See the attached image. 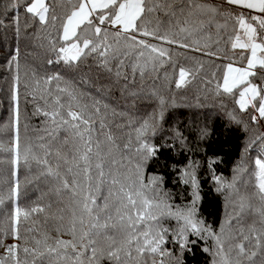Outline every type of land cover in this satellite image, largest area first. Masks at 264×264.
<instances>
[{
    "label": "snow or ice",
    "instance_id": "1",
    "mask_svg": "<svg viewBox=\"0 0 264 264\" xmlns=\"http://www.w3.org/2000/svg\"><path fill=\"white\" fill-rule=\"evenodd\" d=\"M21 7L25 31L51 57L46 64L63 65L65 74L38 76L26 63L22 82L19 47L7 63L15 71L9 116L0 123V166L7 165L0 264H169L171 221L181 249L189 232L214 240L212 264H264V154L254 158L245 191L238 177L246 168L238 166L231 181L212 176L232 209L213 229L198 217L193 165L178 170L192 188L184 204L174 202L162 175L147 172L162 150L152 137L163 113L136 116L107 102L114 90L135 99L147 80H167L168 69L178 72L175 87H184L204 67L198 56L220 59L227 50L220 80L213 73L216 93L264 122V0H0V27L11 19L19 34ZM179 50L196 54L184 56L195 68L178 64ZM28 189L35 199L24 203Z\"/></svg>",
    "mask_w": 264,
    "mask_h": 264
},
{
    "label": "trees",
    "instance_id": "2",
    "mask_svg": "<svg viewBox=\"0 0 264 264\" xmlns=\"http://www.w3.org/2000/svg\"><path fill=\"white\" fill-rule=\"evenodd\" d=\"M23 2L24 0H21V4ZM17 14L20 20L19 34L14 32L11 19H4L5 26L0 27V123L6 121L9 116L6 108L9 106L15 70L8 68L7 63L17 47L20 50L22 82L26 63L36 70L38 76L55 72L65 74L63 65L46 64V60L51 57L46 55L44 49L36 47V41L28 34L32 30L25 31L26 13L22 7ZM179 51L184 52V50ZM191 55L196 54L184 52L183 56H174V59L180 66L195 68L193 61L184 59V56ZM226 55L232 56V53L221 50L218 52L220 59L198 56L204 67L196 73L195 79H191V82L184 87H175L174 81L178 79V72L168 69L167 80L162 74L155 85L151 80H147L136 89L140 95L135 99L114 90L110 94L111 99L107 101L117 107V110L130 109L136 116L150 112L163 113V118L158 120L156 134L152 137L153 143L162 146V150L148 161L147 172L162 175L165 181L164 187L172 194L174 202L184 204L191 199L192 188L180 182L178 170H183L185 165H193L190 170L195 172L200 185V199L197 202L198 217L212 225L213 229H218L232 209L228 191L217 192V185L212 176H222L231 181L236 175V168L244 161L245 148L248 144L250 148L247 149L249 157L247 160L249 165L245 172L247 176L253 170L254 158L264 154V141L256 140V137L264 135V122L253 123L250 113L240 111L232 97L218 95L215 91L213 73L215 80H220L221 66L227 62L223 59ZM96 71L93 69V74ZM153 88L164 96L166 101L164 105L159 104L158 96L153 94ZM23 93L24 89L21 86L22 112L25 107ZM27 108L31 113V100ZM31 123L38 124L39 120L33 118ZM177 133H182V137L178 138ZM0 171L6 177L7 165L0 166ZM249 178L251 180V177ZM250 186L251 183L247 189ZM34 199L35 194L28 189L24 203H30ZM5 211L6 207L0 208V214ZM165 227L170 229L168 247L173 252L169 264H212L215 242L206 233L196 235L189 232L188 243L181 249L171 239V229L178 227L176 222L166 223ZM48 230L50 231V228Z\"/></svg>",
    "mask_w": 264,
    "mask_h": 264
},
{
    "label": "rangeland",
    "instance_id": "3",
    "mask_svg": "<svg viewBox=\"0 0 264 264\" xmlns=\"http://www.w3.org/2000/svg\"><path fill=\"white\" fill-rule=\"evenodd\" d=\"M248 148H250V144H248L247 146H246V148H245V153H244V161L242 162V163H240V165H238L239 167H241V168H248V159H249V157H248ZM250 152V151H249ZM248 157V158H247ZM238 168V167H237ZM237 168H236V174H237ZM250 176H247L246 174H245V172H241L240 174H239V177H238V180L240 181V183H239V187H240V189H241V191H245V190H247V188L249 187V184L251 183V180H250V178H249ZM228 196L230 197V193L228 192Z\"/></svg>",
    "mask_w": 264,
    "mask_h": 264
}]
</instances>
